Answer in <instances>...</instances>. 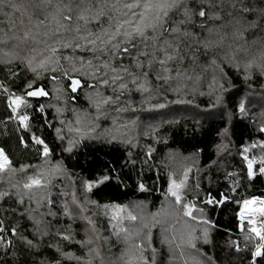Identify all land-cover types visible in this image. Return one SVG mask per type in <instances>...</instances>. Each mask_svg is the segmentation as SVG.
<instances>
[{"label":"snow or ice","instance_id":"obj_1","mask_svg":"<svg viewBox=\"0 0 264 264\" xmlns=\"http://www.w3.org/2000/svg\"><path fill=\"white\" fill-rule=\"evenodd\" d=\"M0 15L3 16L2 22L8 25L3 37L0 38V46L10 49L4 52V58L0 61L5 65L3 69H0V74L7 73L8 78L21 92V94H16L11 92L9 87L0 85L4 93L0 103H5L7 109L10 110L11 114L8 119L17 122L15 132L18 136L15 148L22 149V156L28 152L29 148H32L44 162L42 165H32L21 161L18 168L14 167L9 155L6 154L7 150L0 147V215L4 217L0 218V248L12 249V264H21L18 257L25 254L32 255L33 264H35V257L39 255L43 237L52 234L51 223L45 217L57 215L52 210L54 201L46 189L49 186L48 178L65 169L59 162L55 166H48L51 155L49 144L41 135L36 134L30 122V116L20 114L18 109L22 106H30L26 105L25 96H49L43 86H36L35 83L44 72L54 73L48 79L55 82L52 98L57 101L61 99L63 90L59 86L61 83L59 76L55 73H62L64 79L70 81L64 87L70 89L71 93H77L81 88V80L70 76L69 69L61 66L58 55L60 47L65 50L72 49L73 52L79 50L89 53L90 58H80V67L77 68L73 64L71 71L95 77L101 87L116 93L114 97L104 96L95 101L97 119L101 114V106L107 105L110 101L118 102L126 89L128 91L135 89L142 94L149 93V98H151L150 94L155 91L158 96L162 97L161 101L146 109L142 106V111L165 109L167 104H192V100L183 98L186 94L185 82L192 79L189 75V68L194 69L200 55L204 57L211 55L213 58L209 60V63L215 65L221 72L219 78L213 77V84L210 85L212 89L210 95H214V102L209 104V108L223 103L226 99L223 93L233 86L229 81V88H225L223 80L227 77L221 65L214 58L216 55H222L223 61L235 67L238 72L242 69V78L245 82L253 78L254 72L264 77V0H0ZM92 24H98L99 27L93 30L90 28ZM65 33H74V35L69 38L64 35ZM49 39L54 41L55 46L47 45ZM41 42L45 43L50 55L38 58L36 55L19 56L11 51L14 49L23 51L27 48L36 52L32 45ZM17 59L20 63L16 67L22 70L21 74L8 67ZM75 59L68 55L63 56L64 61ZM186 63L189 65L187 68L184 67ZM29 72L33 74L32 78L27 75ZM195 79L199 80V77ZM153 80L155 81L154 89ZM88 87L93 88L95 85L89 84ZM169 93L175 98L169 97ZM97 95L99 96V93ZM200 95L203 96L205 93L201 92ZM115 110L120 112L125 109L117 107ZM131 110L137 111L134 107ZM34 111L43 114L45 109L41 105ZM59 111L60 109L57 108V112ZM237 111L242 117H247L243 100L239 102ZM261 115L264 116V113ZM131 122L135 123V121ZM39 123L40 121L37 120V124ZM43 123L51 126V122L46 117ZM60 123L63 124V120ZM76 124H80L79 115L76 116ZM68 131L80 133L81 129L78 126L69 127ZM87 131L93 133L95 129L89 128ZM62 132V128H55L56 138L60 141L62 151L71 154L82 136L80 139L68 138L67 146H65L66 138ZM227 132L228 129L225 128L220 135L224 137ZM258 132L264 133V122L258 127ZM25 133H31V136ZM89 139L99 140L101 137L90 135ZM104 139L111 144L117 140V137H104ZM119 142L127 145L130 139L121 138ZM217 147L224 151L227 150V144L223 139ZM251 147L255 148L257 145L254 143ZM259 148L264 151V141L260 142ZM248 151L249 148L244 147L241 153L243 167L240 170V179L233 181L223 192H219L217 197L207 194L203 201L204 204L216 208L224 206L226 202L234 201L237 205L238 211H233L238 222L236 227L239 230V237L227 242L223 250L224 264H228V258L233 252L238 255L241 251L249 250V244L251 245V257L248 264H260L257 257L264 258V199L241 197L238 191L244 183L250 184L254 178H264V155L249 157ZM148 155L151 156V150ZM129 156H131L130 152ZM223 163L228 162L223 161ZM254 165H258V170L254 169ZM30 168L36 171L30 174L28 171ZM189 171L190 169H185V179L179 182L169 177L167 195L174 198L176 207H164L152 214L153 217L178 216L179 209L182 207L184 217L196 220L199 227L198 237L194 235L197 227H186L185 232L180 236L179 243H176L175 236L171 239L165 237L162 240V243H175L176 249L180 250L181 259H185L184 246L194 249L201 257L205 255L196 247L197 240L215 247V242L211 239V230L215 228V225L208 218L194 216L195 205L184 203L182 200L181 190L185 187ZM236 175L237 173L232 171L227 173L229 178ZM109 180V175H103L96 183L103 184ZM93 186L90 181L83 182L85 192H90ZM137 187L141 192L146 191L143 183L138 184ZM229 192L231 194H228ZM25 200L28 202V207L21 213L19 208L24 205ZM13 203L16 207L12 206ZM73 203L80 209V212L86 211L80 206L75 196ZM45 206H47V211H44ZM104 207L107 208L108 205ZM197 210L204 211L203 209ZM9 214L26 216L32 224L29 230L32 231L35 239L22 235L18 222L6 224L5 220ZM63 215L71 218L66 204L63 205ZM84 219L89 225L93 224L90 218L84 217ZM128 219L135 221L136 217L130 214ZM161 222V220L154 221V223ZM144 227L148 225L145 224ZM92 230L95 231V228L93 227ZM120 231L126 230L119 228L113 234L118 236ZM55 234L60 235L65 241L71 239L69 235ZM148 237L147 247L152 251L151 264H157L156 249L152 247L150 228ZM13 238L19 239L23 249H17ZM127 239L129 237L126 235L125 240ZM241 239L245 244L243 249L240 246ZM36 240L41 243H36ZM84 243H91V241ZM48 247L51 248L53 245L50 244ZM130 248L131 251L126 250L119 257L122 264H149L143 242H134ZM56 251L60 252L59 246H56ZM7 254L5 252V255ZM90 254L99 257L97 249L90 248L85 254L89 258L84 261V264H93V257ZM60 255L71 257L72 253L60 252ZM24 264L27 262L25 261ZM39 264H45V261L40 260ZM54 264H61V262L56 260ZM100 264H115V262L100 257ZM185 264H221V262L212 256H208L206 260L191 256L190 259L185 260Z\"/></svg>","mask_w":264,"mask_h":264},{"label":"trees","instance_id":"obj_2","mask_svg":"<svg viewBox=\"0 0 264 264\" xmlns=\"http://www.w3.org/2000/svg\"><path fill=\"white\" fill-rule=\"evenodd\" d=\"M2 21L3 16L0 15V38L3 37L4 31L8 27L7 23ZM98 27V24L90 25L93 30ZM17 34L21 35L22 33ZM64 35L71 38L74 33H65ZM41 39L43 40V38ZM47 45L49 47L55 46L52 39L47 41ZM32 47L36 49V52L27 48L23 51L20 49L11 51L19 56L36 55L38 58L50 55L44 42L34 44ZM5 51H10V49L0 46V61L3 60ZM58 55L61 66L69 69L68 74L81 80V88L78 89L77 93H71L70 89L64 87L70 81L65 80L62 73H55L59 76L61 81L59 86L63 90L61 99L57 101L52 98L55 82L48 79L54 73L44 72L35 83L36 86H43L49 96H25V103L30 106H22L18 109L20 114L30 116V122L36 134L41 135L49 144L51 155L48 166H55L59 162L61 167L65 169L59 173V177H54L52 184L49 182L46 189L54 201L52 210L57 215L45 217L51 223L52 234L43 237L39 255L35 257V264H39L40 260H44L45 264H54L56 260H59L61 264H84V250L87 243H84L85 237L82 232L86 230L85 228L90 227L84 217L93 221L95 231L88 232L89 237H91L90 234H93L91 239L98 240V235H100L102 248L104 246L102 232L105 231L107 236H111L112 239L123 237L121 246L118 242H114L115 248H112L110 252L115 255L114 258L106 256L105 259L113 261L115 264H122L119 257L126 250L131 251L130 246L134 242H143L145 256L152 261L151 248L147 247L149 228L152 233V247L156 249L157 264H185V260L190 259L191 256H197L201 260H206L208 256H212L224 264L223 250L227 242L239 237V230L236 227L238 222L233 211H238V208L234 201L226 202L220 208L208 206L203 201L207 194L217 197L218 193L223 192L233 181L240 179L239 174L243 167L241 153L244 147L249 148L247 153L249 157L264 155V151L259 148L260 142L264 141V133L258 132V127L264 122V116L261 115L264 113V87H262L264 77L254 72L253 78L245 82L242 78V69L238 72L235 67L223 61L222 55H216L214 58L221 65L224 75L227 77L223 80L225 88H229V81L232 82L233 86L223 93L226 97L223 103L209 108V104L214 102V95H210L212 91L210 85L213 84V77L219 78L221 72L215 65L209 63V60L213 58L211 55L209 57L200 55L194 69L189 68V75L192 76V79L185 82L186 94L183 98L192 100V104H167L165 109L151 112L142 111V106L146 109L161 101L162 97L158 96L155 91L150 94L151 98H149V93L142 94L135 89L131 91L126 89L118 102L110 101L107 105L101 106V114L97 119L95 101L104 96L114 97L116 93L101 87L95 77L71 71L73 64L77 68L80 67V58H90L89 53L79 50L73 52L72 49L65 50L60 47ZM64 55L76 59L64 61ZM19 63L20 61L17 59L8 67L21 74L22 70L16 67ZM4 67L5 65L0 62V69ZM184 67H189L188 63ZM27 75L30 78L33 77L30 72ZM197 76L199 80L195 79ZM89 84H93L95 87L89 88ZM0 85L9 87L11 92L21 94L20 89L14 86L7 73L0 74ZM152 86L154 89V80ZM201 92H204L205 95L201 96ZM168 95L175 98L171 93ZM3 97L4 93L0 88V101L3 100ZM241 100L244 101L246 107V118L237 111V106ZM41 105L45 109L43 114L34 111ZM117 107L125 110L117 112L115 110ZM132 107L136 108L137 111L133 112ZM57 108L60 109L59 112H57ZM231 113H235V115L230 116ZM10 114L6 104L0 103V147L7 150L6 154L9 155L14 167L18 168L21 161L32 165H42L44 162L32 148H29L23 156L21 155L22 149L15 148L18 136V133L15 132L17 122L8 119ZM77 115L80 116L79 125L76 124ZM45 117L51 122V126L43 123ZM37 120L40 121L39 124H37ZM61 120H63V124L60 123ZM131 121H135V123ZM77 126L81 129L80 133L68 131L69 127L75 128ZM56 127L68 131L67 134L62 132L66 138L65 146H67L68 138L80 139L82 136L71 154L62 151L60 141L56 138ZM89 128H94L95 131L89 133L87 131ZM225 128L228 129V132L222 137L220 133ZM25 134L31 136V133ZM90 135L100 136L101 139H89ZM111 136H116L117 140L110 144L105 141L104 137ZM121 138L130 139V143L127 145L120 143ZM222 139L227 144L226 151L217 147L221 144ZM254 143L257 145L255 148L251 147ZM149 150H151L150 157L148 155ZM129 152L131 156H129ZM229 153L231 154L229 155ZM223 161L228 163L224 164ZM186 168L190 171L185 180V187L181 190L182 200L184 203L195 205L194 216L208 218L215 225V228L211 230V239L215 242V247L212 244H203L197 240L196 247L205 255L201 257L194 249L184 246L185 259H181L180 250L176 249V244L162 243V240L165 237L171 239L175 236L176 243H179L180 236L185 232L186 227H197L194 235L198 237L199 227L196 220L184 217L182 207L179 209L178 216L153 217L152 214L164 207H176L174 198L167 195L169 177L176 182L185 179ZM254 169L258 170V165H254ZM28 171L32 174L36 170L30 168ZM229 171L235 172L237 175L229 178L227 176ZM103 175H109L110 180L103 184H97L96 181L100 180ZM84 181L93 183L94 186L90 192H85ZM140 183L145 185L146 191L138 190L137 186ZM238 191L241 197L251 198L263 195L264 178H254L253 182L244 183V186ZM74 196L80 206L89 212L86 211V214L80 212V209L73 203ZM65 204L69 208L71 218L63 215V205ZM104 205H108V207L105 208ZM113 205L116 207L113 208ZM12 206L16 207L14 203ZM26 207H28L27 200L19 208V212L23 213ZM140 207L145 208V213L142 215V212H139L140 215L137 214ZM109 209L116 211L115 219L105 211ZM197 209L204 211L200 212ZM44 211H47V206H45ZM130 214L136 217L135 221L128 219ZM0 218L4 217L0 215ZM155 220L162 222L154 223ZM15 222L19 223V231L22 235L35 239L32 231L29 230L32 228V224L26 216L9 214L5 220L6 224ZM145 224L148 227H144ZM119 228L126 231H120L118 236L114 235L113 233H116ZM55 233L69 235L71 239L65 241ZM126 235L129 237L127 241L125 240ZM13 239L17 249H23L19 239ZM35 242L41 243L39 240ZM50 244L53 247L49 248L48 245ZM56 246H59L60 252H71L72 256L69 259L68 256H61L60 252L56 251ZM240 246L242 249L245 248L242 239ZM107 249L108 247L105 248V250ZM248 249L241 251L238 255L233 252L228 258V264H248L251 257L250 244ZM5 252L8 254L5 255ZM110 253L108 254L110 255ZM77 257L80 259H76ZM18 259L21 264H24L25 261L27 264H33L34 260L32 255L27 254L18 257ZM125 259H127L126 256ZM12 260V249L0 248V264H12ZM257 260L260 264H264V258L257 257Z\"/></svg>","mask_w":264,"mask_h":264},{"label":"rangeland","instance_id":"obj_3","mask_svg":"<svg viewBox=\"0 0 264 264\" xmlns=\"http://www.w3.org/2000/svg\"><path fill=\"white\" fill-rule=\"evenodd\" d=\"M41 38H43V37H41ZM60 127H62V126H60ZM63 133L64 134H67L68 133V131L66 130V129H64L63 128ZM54 177H59V173H56V174H54V175H52L50 178H48L49 179V182L52 184L53 182H54ZM264 197V194L263 195H260V196H256V198H258V197ZM258 199H264V198H258ZM145 208L144 207H140L138 210H137V214L138 215H140V213L139 212H142L141 213V215L142 214H144L145 213V210H144ZM87 212H89V210H86ZM85 211V214L87 213ZM106 212H108V214L110 215V216H114L115 215V213H116V211L115 210H113V209H109V210H105ZM79 215V214H78ZM90 227H87V228H85L86 230H84V232H82V234H83V236L85 237V241H91V243H87L86 244V248H85V250H84V252H85V254L86 253H88L89 252V249L90 248H96L97 249V251L99 252V257H96L95 256V254H90L92 257H93V263H95V264H100V257H102L103 259H106V256L108 257H112V258H114V256L115 255H113V254H111L110 252H111V250H112V248H115V243H117L118 242V244L121 246V244H122V242H121V240H122V238L120 237L119 239H118V237L117 238H114V239H112V237L110 236V237H108L107 236V234H106V232L104 231V232H102V235H104V237H103V248L101 247V238H100V235H98V240H94V239H91L92 238V235L93 234H90V236L91 237H89V233H91L93 230V224L92 225H89ZM84 227H86V226H84ZM83 227V228H84ZM89 232V233H88ZM33 234V233H32ZM111 238V239H110ZM112 240V241H111ZM116 241V242H115ZM115 242V243H114ZM123 243H125V242H123ZM106 247H108V249L107 250H105V248ZM106 253H107V255H106ZM108 253H110V255L108 254ZM119 256V255H118ZM85 257V259H83L84 261L85 260H87L88 258H89V256H84ZM117 257V256H116ZM70 257H68V259H69ZM147 258V260L149 261V264H151V260H149V258L148 257H146Z\"/></svg>","mask_w":264,"mask_h":264},{"label":"bare ground","instance_id":"obj_4","mask_svg":"<svg viewBox=\"0 0 264 264\" xmlns=\"http://www.w3.org/2000/svg\"><path fill=\"white\" fill-rule=\"evenodd\" d=\"M257 207H259V205H256Z\"/></svg>","mask_w":264,"mask_h":264}]
</instances>
